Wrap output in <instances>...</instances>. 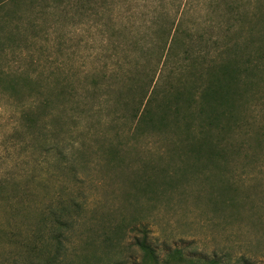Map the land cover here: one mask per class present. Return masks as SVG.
Wrapping results in <instances>:
<instances>
[{
    "label": "rangeland",
    "instance_id": "rangeland-1",
    "mask_svg": "<svg viewBox=\"0 0 264 264\" xmlns=\"http://www.w3.org/2000/svg\"><path fill=\"white\" fill-rule=\"evenodd\" d=\"M107 3L74 13L65 0H18L4 11L5 34L19 33L20 50H9L0 67L28 85L18 98L0 95V264H133L143 238L158 251L264 264V68L254 93L209 134L217 154L212 145L179 143L172 125L136 130L135 94L93 93L91 73L145 63L140 50L157 38L153 16L177 1ZM186 8L185 27L204 34L205 52L228 45L264 54V0H192ZM115 24L125 25L121 33ZM56 81L72 84L79 107L53 98ZM37 86L65 111L58 123L46 118L42 131L21 115ZM63 209L72 220L56 242L52 221Z\"/></svg>",
    "mask_w": 264,
    "mask_h": 264
},
{
    "label": "trees",
    "instance_id": "trees-1",
    "mask_svg": "<svg viewBox=\"0 0 264 264\" xmlns=\"http://www.w3.org/2000/svg\"><path fill=\"white\" fill-rule=\"evenodd\" d=\"M14 1L18 0L0 1V61L9 50H20L16 41L19 33L14 31L12 34H5L4 29L11 22L4 11L8 9L9 2ZM107 1L65 0V3L70 4L71 12L83 13L86 8L97 7L98 2L103 4L97 10H105ZM176 1L172 11L161 8L159 14L153 16L156 20L152 25L157 38H154L151 45L140 50L145 57V63L125 61L112 69L93 72L88 88L93 93L102 89L110 90L119 99L123 93H134L136 98L131 106L134 129L161 128L159 130L162 131L172 125L179 143H195L198 148L212 145L210 148L216 150L217 154L222 148L216 147L214 141L209 143V134L213 131L221 132L224 127L223 120L231 116L233 108L246 95L254 93V86L262 79L264 54L261 52L251 56L228 45L222 46L221 51V46L216 45L217 54L205 52L204 34L185 27V19L189 13L186 7L192 0ZM173 11L172 18L170 14ZM163 19L165 21L161 22ZM115 25L117 33H121L125 27L123 24ZM17 74L20 73H9L0 67V95L18 98L21 89L28 83H20L21 79ZM109 80H113L114 85L108 84ZM37 88V97L34 96V102L30 106L25 105L28 107L23 109L21 115L29 129L38 128L42 131L46 118L50 117L57 122L60 114L65 111L62 109L64 104L54 108L52 97L45 96L41 86ZM53 91V98L57 101L67 100L77 107L81 105L80 97L70 83L56 81ZM98 98L101 99L102 96ZM105 104L109 106L110 101L107 100ZM139 107L142 108L140 112ZM194 127L196 130H193ZM54 148L58 156L66 157V149L57 144ZM190 153L193 154L191 151ZM5 185L6 182L0 180L2 202ZM65 211L63 209L62 214L52 221L56 225V242H59L62 230H66L69 226L67 224L72 220V216L65 215ZM134 246L141 258L133 264H252L244 256L207 257L184 249L158 251L146 238L136 239Z\"/></svg>",
    "mask_w": 264,
    "mask_h": 264
}]
</instances>
